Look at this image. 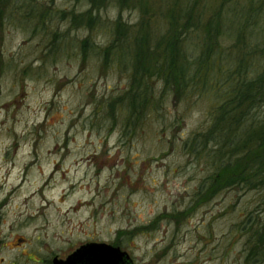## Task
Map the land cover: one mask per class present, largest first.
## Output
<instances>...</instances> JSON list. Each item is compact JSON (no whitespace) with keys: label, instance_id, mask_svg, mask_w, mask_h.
I'll return each instance as SVG.
<instances>
[{"label":"rangeland","instance_id":"1","mask_svg":"<svg viewBox=\"0 0 264 264\" xmlns=\"http://www.w3.org/2000/svg\"><path fill=\"white\" fill-rule=\"evenodd\" d=\"M0 5V264H43L89 241L132 264H264V247L250 248L251 230L264 229V184L218 179L213 196L210 185L194 198L215 163L188 144L208 126L217 90H166L156 110L127 122L130 58L112 52L106 64L98 46L118 15L136 23V8L111 1L88 29L68 19L87 0ZM86 37L95 47L81 49Z\"/></svg>","mask_w":264,"mask_h":264},{"label":"trees","instance_id":"2","mask_svg":"<svg viewBox=\"0 0 264 264\" xmlns=\"http://www.w3.org/2000/svg\"><path fill=\"white\" fill-rule=\"evenodd\" d=\"M87 1L85 10L68 11L72 26L92 29L102 20L100 8L111 1L119 9L139 11V19L133 24L119 15L113 19L109 44L98 46L106 64L112 52L119 56L121 64L130 58L131 82L124 96L127 122L141 117L148 108L156 110L166 90L173 91L179 99L194 91L206 94L217 90L212 91L216 96L208 126L194 132L188 144L194 150L193 143H197V150L204 149L215 163L214 171L207 177L211 183L199 187L194 198L210 185L209 194L213 196L218 192H213L214 182L218 185L219 180L218 188L262 186L264 0ZM88 47L95 46L86 37L81 49ZM156 82L161 84L159 96L152 85ZM251 236V254H257L264 247V229L251 230Z\"/></svg>","mask_w":264,"mask_h":264},{"label":"water","instance_id":"3","mask_svg":"<svg viewBox=\"0 0 264 264\" xmlns=\"http://www.w3.org/2000/svg\"><path fill=\"white\" fill-rule=\"evenodd\" d=\"M53 264H132L125 251L104 242L81 244L64 259L54 257Z\"/></svg>","mask_w":264,"mask_h":264},{"label":"flooded vegetation","instance_id":"4","mask_svg":"<svg viewBox=\"0 0 264 264\" xmlns=\"http://www.w3.org/2000/svg\"><path fill=\"white\" fill-rule=\"evenodd\" d=\"M2 243V240L0 239V245ZM76 249V248H75ZM74 249V250H75ZM25 255V254H23ZM56 257V258H59V259H64V258H61V257H57L56 255H53L52 256V259H49V258H42V260H44V263L43 264H53V258ZM14 264H41V260H38L36 258H33L31 257L30 255L25 259V262L24 263H14Z\"/></svg>","mask_w":264,"mask_h":264},{"label":"bare ground","instance_id":"5","mask_svg":"<svg viewBox=\"0 0 264 264\" xmlns=\"http://www.w3.org/2000/svg\"><path fill=\"white\" fill-rule=\"evenodd\" d=\"M83 205V204H82ZM16 240H18V239H16Z\"/></svg>","mask_w":264,"mask_h":264}]
</instances>
